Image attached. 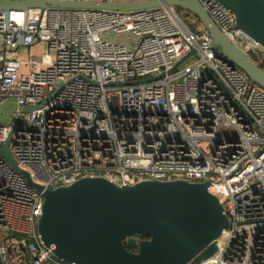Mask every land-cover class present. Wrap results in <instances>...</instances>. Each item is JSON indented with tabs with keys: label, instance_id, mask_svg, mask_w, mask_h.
<instances>
[{
	"label": "built area",
	"instance_id": "obj_1",
	"mask_svg": "<svg viewBox=\"0 0 264 264\" xmlns=\"http://www.w3.org/2000/svg\"><path fill=\"white\" fill-rule=\"evenodd\" d=\"M196 1L252 62L264 60L260 46L233 30L228 9ZM107 32L134 37L132 49L103 40ZM38 44L45 53L31 55ZM2 103L12 110L0 122V146L10 134L8 151L33 183L53 190L81 178L208 181L229 226L200 264H264V91L216 55L200 25L164 7L0 12ZM41 205V192L0 157V264H70L39 239Z\"/></svg>",
	"mask_w": 264,
	"mask_h": 264
},
{
	"label": "water",
	"instance_id": "obj_2",
	"mask_svg": "<svg viewBox=\"0 0 264 264\" xmlns=\"http://www.w3.org/2000/svg\"><path fill=\"white\" fill-rule=\"evenodd\" d=\"M217 1L233 14V30L255 42L264 54V0ZM158 7L178 8L194 16L207 31L216 55L264 91V60L252 62L217 30L196 0H0V12L46 8L128 12ZM183 59L177 61L167 74ZM56 92L57 89L45 101ZM31 110V107H22L21 113ZM9 140L10 134L0 146V157L23 176L28 186L41 192V214L36 231L45 247H53V257L64 263L200 264L216 253V241L229 226L221 205L206 190L208 181H143L117 186L102 178H81L66 187L43 189L16 165L8 151ZM137 236L143 239L137 240Z\"/></svg>",
	"mask_w": 264,
	"mask_h": 264
},
{
	"label": "rangeland",
	"instance_id": "obj_3",
	"mask_svg": "<svg viewBox=\"0 0 264 264\" xmlns=\"http://www.w3.org/2000/svg\"><path fill=\"white\" fill-rule=\"evenodd\" d=\"M94 1H102V0H94ZM112 1H117V2H131V1H135V0H112ZM172 11L177 15L178 18H180L182 21H185L186 23L190 24L191 27H193L195 30L199 29V22L197 21V19L192 16L190 13L178 9V8H171ZM101 38L103 40H106L108 42H112V43H119V44H123L126 46V48L128 50H131L134 43H135V39L134 37H132L129 34H124V35H114L110 32L107 33H103L101 35ZM244 40V37L241 35H237L234 39V41L236 43H239L241 41ZM243 50L246 51L247 47H243ZM43 53H45V47L43 44H38L35 45L34 47H32L30 49V54L31 55H35V56H40ZM20 57L23 55V53H21L20 51ZM12 110V104L10 103H2L0 105V122H5L7 119V116L9 114V112ZM219 134L225 135V134H232L231 131H225V130H220ZM201 149L207 153L209 151V145L206 142L201 143Z\"/></svg>",
	"mask_w": 264,
	"mask_h": 264
},
{
	"label": "trees",
	"instance_id": "obj_4",
	"mask_svg": "<svg viewBox=\"0 0 264 264\" xmlns=\"http://www.w3.org/2000/svg\"><path fill=\"white\" fill-rule=\"evenodd\" d=\"M136 239H137V240H140V239H143V238L140 237V236H137ZM127 250H128V251H132V249H129V248H127Z\"/></svg>",
	"mask_w": 264,
	"mask_h": 264
},
{
	"label": "flooded vegetation",
	"instance_id": "obj_5",
	"mask_svg": "<svg viewBox=\"0 0 264 264\" xmlns=\"http://www.w3.org/2000/svg\"><path fill=\"white\" fill-rule=\"evenodd\" d=\"M263 70H264V67H263Z\"/></svg>",
	"mask_w": 264,
	"mask_h": 264
}]
</instances>
